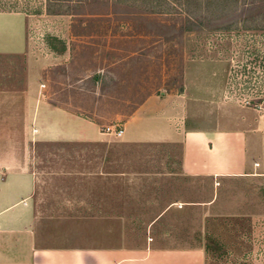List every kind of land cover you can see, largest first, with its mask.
<instances>
[{"label":"rangeland","instance_id":"rangeland-1","mask_svg":"<svg viewBox=\"0 0 264 264\" xmlns=\"http://www.w3.org/2000/svg\"><path fill=\"white\" fill-rule=\"evenodd\" d=\"M1 9L0 121L22 102L10 92L26 88L97 122L108 143L29 142L38 210L122 215L127 246L264 264V166L183 176L179 144L117 145L105 131L150 96L194 92L198 62L215 65L222 100L264 116V0H0ZM23 30L25 51L5 53ZM12 120L10 130L0 125V157L25 140L20 117Z\"/></svg>","mask_w":264,"mask_h":264},{"label":"crops","instance_id":"crops-1","mask_svg":"<svg viewBox=\"0 0 264 264\" xmlns=\"http://www.w3.org/2000/svg\"><path fill=\"white\" fill-rule=\"evenodd\" d=\"M15 45L5 53L25 51L24 30ZM196 64L201 75L195 91L187 86L184 93L148 97L122 122L116 144H179L180 174L194 178L218 180L262 168L264 116L254 108L222 100L215 65ZM10 93L22 102L3 113L7 118L0 125L10 130L12 117H20L25 140L15 145L20 155L11 151L0 157V264H203L197 248L127 246L122 215H61L38 210L35 177L25 150L29 142L108 143H101L105 137L97 122L37 98L26 88ZM170 208L169 204L162 213Z\"/></svg>","mask_w":264,"mask_h":264},{"label":"built area","instance_id":"built-area-1","mask_svg":"<svg viewBox=\"0 0 264 264\" xmlns=\"http://www.w3.org/2000/svg\"><path fill=\"white\" fill-rule=\"evenodd\" d=\"M105 131L108 133L114 134L116 136H120L123 132V129L122 128H115L112 126H107V127H105Z\"/></svg>","mask_w":264,"mask_h":264},{"label":"trees","instance_id":"trees-1","mask_svg":"<svg viewBox=\"0 0 264 264\" xmlns=\"http://www.w3.org/2000/svg\"><path fill=\"white\" fill-rule=\"evenodd\" d=\"M0 11H4V9L3 10L1 9Z\"/></svg>","mask_w":264,"mask_h":264}]
</instances>
